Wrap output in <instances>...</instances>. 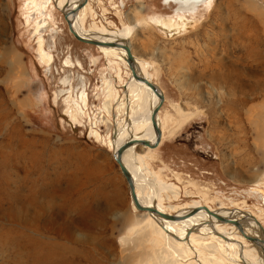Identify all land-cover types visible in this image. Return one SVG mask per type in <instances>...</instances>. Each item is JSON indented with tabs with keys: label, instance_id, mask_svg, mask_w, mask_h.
<instances>
[{
	"label": "rangeland",
	"instance_id": "374dc122",
	"mask_svg": "<svg viewBox=\"0 0 264 264\" xmlns=\"http://www.w3.org/2000/svg\"><path fill=\"white\" fill-rule=\"evenodd\" d=\"M181 7L88 0L82 25L125 28L162 90L158 146L132 149L137 169L163 188L161 207L239 208L264 227V0ZM67 26L56 0H0V264H171L113 158L130 68ZM246 60L237 89L218 75ZM203 252L209 264H245L215 240Z\"/></svg>",
	"mask_w": 264,
	"mask_h": 264
},
{
	"label": "bare ground",
	"instance_id": "6f19581e",
	"mask_svg": "<svg viewBox=\"0 0 264 264\" xmlns=\"http://www.w3.org/2000/svg\"><path fill=\"white\" fill-rule=\"evenodd\" d=\"M31 1L35 2V0ZM83 1L85 0H56L57 8L60 9L64 15L66 14V22L67 20H69L73 29L81 37L100 42H128L126 41L127 38L125 36V28H123L119 32H115L114 30H110L104 27L101 28L94 24L93 27L85 29L82 25V22L84 18V9L88 0H86L85 4L81 8H79L75 12H72L73 9L79 7V5L83 3ZM203 1L206 0H164L165 3L172 2L180 7L183 6V8H191L193 5H196L197 3ZM155 20L156 23L164 24L169 27V24L166 23L164 18L157 17ZM172 29L178 28L176 26L174 28L172 27ZM96 47L105 55L111 54L115 57V55L119 54L118 58L121 61H124L126 66L128 67L126 63V52L123 48L104 45H96ZM130 52L134 59L132 66L135 69L136 73L152 81L147 76L148 73L144 69V64L134 56L131 49ZM246 64L247 60L245 62H242V68H234L231 64L225 68L224 72H219L218 75L220 74V76L225 79H234L233 83L237 84L235 87L237 89L239 84L238 81L242 80L243 76L248 72L246 69ZM232 71H234V73L231 76ZM243 84V86L241 85L242 88L239 86L238 90H245L246 92L249 87H247V83H245L244 80ZM246 87L248 89H246ZM124 88L125 90L123 91V101L120 102L119 106L117 107L122 110L124 118L122 119L121 125L117 124V126L119 127H115L116 129L114 130L113 158L117 153V149L125 141L130 139L145 140L151 144L154 142L158 135L157 131L152 125L151 114L153 109L159 103V97L146 84L136 80L132 76L131 72L130 78L124 85ZM105 106L107 107V103H105ZM141 109H143V111H141ZM154 120L160 129L161 126L158 113L154 117ZM118 122L120 124V120ZM143 125L144 127H146L142 128ZM138 145L140 144L133 143L128 146L123 151L121 159L130 173L134 184V191L140 204L144 207H153L163 213L174 215V218L168 219L154 212L142 211L149 213L151 219L150 225H152V227L154 228V232H159L163 236V238H165V246H167V248H169L170 250L167 255L170 256L171 260H173L169 261V263L172 264L173 262H177L176 264H181L182 262H186L188 259H195L194 261L197 264H209L206 261L205 252H203V249H208L210 245L213 244V240H215L220 246V250L222 252H225V254L228 255L233 262L241 259L245 264H255L251 259L252 257H249V252L246 250L244 241H242L244 239L242 237L241 239H237L235 237L237 235L240 237L239 234H241L236 226L230 223H222L214 216V214H216L222 217L230 218L232 220L240 221V225L243 231L248 236L257 239L256 241L251 242L259 251L257 258L259 259L258 263L264 264V243L259 240L264 237V234L262 235L260 227L258 225L259 221L258 219H256L253 213L239 208H222L218 210H210L207 206H200L198 204L187 206L186 209H182L174 213H168V210L166 211L165 209H163L160 203L157 202V200H160L159 192L163 188L160 187L156 191V187L154 186L155 183L152 182L150 178H148L149 174H146L143 169H137L138 160L141 161V159H139L138 153L133 152L132 149ZM132 207L135 208L133 204ZM195 208L198 210L193 212L192 210ZM199 215H204L206 219L200 220L199 218H197ZM231 225H233L234 228ZM203 236L208 237L203 238ZM210 257L215 259V256L213 255ZM184 258H186V261Z\"/></svg>",
	"mask_w": 264,
	"mask_h": 264
},
{
	"label": "water",
	"instance_id": "95a60500",
	"mask_svg": "<svg viewBox=\"0 0 264 264\" xmlns=\"http://www.w3.org/2000/svg\"><path fill=\"white\" fill-rule=\"evenodd\" d=\"M86 0L83 1V3L81 5H79V7H76L75 9H73L72 12H75L77 11L79 8H81L84 4H85ZM65 18L67 19L66 17V14H65ZM67 25H68V28H69V31L70 33L73 35V37L80 41V42H83V43H88V44H92V45H104V46H115V47H120V48H123L126 52V61L128 63V66L130 68V72L132 74V76L138 80V81H141L142 83L146 84L158 97H159V103L158 105L153 109L152 111V114H151V122H152V125L154 127V129L157 131L158 135H157V138L154 140L153 143H149L148 141H145V140H127L125 141L122 145H120V147L117 149V153L116 155L114 156V160L120 170V172L122 173L125 181H126V184H127V187H128V191H129V196H130V199L132 201V204L133 206L139 210V211H147V212H154L164 218H168V219H172L174 218V215H170V214H166V213H163L161 211H159L158 209L156 208H153V207H144L140 204V202L138 201L137 199V196H136V193L134 191V184H133V181H132V178L130 176V173L128 171V169L125 167V165L123 164L122 162V159H121V156H122V153L123 151L128 147L130 146L131 144L133 143H136V144H140L146 148H149V149H154L158 146L159 142H160V139H161V132H160V129L159 127L157 126V124L155 123V120H154V117L156 116V114L158 113L162 103H163V96H162V93H161V90L160 88L154 84L152 81L148 80L146 77L144 76H141L139 74L136 73L135 69L133 68L132 64L134 62V59L132 57V54L130 52V48L128 46L127 43H120V42H100V41H94V40H90V39H86V38H83L81 37L72 27L71 23L69 22V20H67ZM201 208H204V207H201ZM198 209H193L192 211L195 212L197 211ZM214 216L219 219L222 223H230V224H233L236 226V228L238 229V231L242 234V236L247 239L248 241H256L257 239L256 238H252L250 236H248L244 231L243 229L241 228V225H240V221L238 220H232L230 218H227V217H222L220 215H216L214 214ZM258 225L260 227V231L262 233V235L264 234V228L262 227V225L258 222ZM262 243H264V237L262 239H259Z\"/></svg>",
	"mask_w": 264,
	"mask_h": 264
}]
</instances>
